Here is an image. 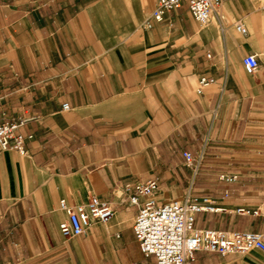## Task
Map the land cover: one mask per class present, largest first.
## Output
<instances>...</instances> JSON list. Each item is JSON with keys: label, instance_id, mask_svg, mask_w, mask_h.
I'll return each mask as SVG.
<instances>
[{"label": "crops", "instance_id": "obj_1", "mask_svg": "<svg viewBox=\"0 0 264 264\" xmlns=\"http://www.w3.org/2000/svg\"><path fill=\"white\" fill-rule=\"evenodd\" d=\"M155 5L0 0V117L23 118L19 130L31 135L25 153L0 154V264H154L132 239L137 207L124 187L181 173L182 167L193 189L220 191L207 193L221 208L216 222L236 223H198L209 214L199 213L196 227L264 230L261 168L223 161L203 165L195 176L182 156L210 141L207 158L236 157L233 143L242 127L246 132L254 125L248 120H264V77L258 70L246 74L241 64L250 53L260 63L264 53V0H222L214 15L218 24L229 15L248 36L240 46L233 37L220 38L224 50L216 39L209 45L194 38L195 20L186 5L166 11L161 22L151 18ZM201 76L214 82L198 94ZM230 176L235 179L227 181ZM161 182L155 198L173 199L160 192ZM92 195L113 203L108 223L94 221L84 235L62 237L59 199L76 204ZM241 207L258 213H238ZM186 264H264V253L200 250Z\"/></svg>", "mask_w": 264, "mask_h": 264}, {"label": "built area", "instance_id": "obj_2", "mask_svg": "<svg viewBox=\"0 0 264 264\" xmlns=\"http://www.w3.org/2000/svg\"><path fill=\"white\" fill-rule=\"evenodd\" d=\"M155 2V8L151 13L153 21L161 22L166 11L186 5L193 19L203 26L217 13L222 0H155ZM235 29L241 34L246 33L242 23H235ZM241 64L248 75H253L259 68L258 57L254 53L246 54ZM213 82V78L201 76L198 79L196 92L201 93ZM67 108L68 104L63 103L62 109ZM23 121V118L10 120L0 117V154L6 150H15L21 154L26 152L25 141L31 138V135L25 136L20 132L19 128ZM182 156L186 166L195 167L197 160L192 152L183 151ZM234 179L235 176L226 178L227 181ZM158 190L157 178L124 187V191L129 193V203L137 207L132 232L139 252L144 257H152L154 264H186L193 260L194 253L200 250L215 252L222 256H242L254 249L264 253V230L195 226L197 214L221 210L210 197H192L188 193L182 199L159 202L155 198ZM140 197L143 199L141 200ZM58 207L65 214V219L58 223L59 233L64 238L84 235L94 221L107 224L114 213L111 201L100 199L95 195L90 196L85 202L76 204H70L66 199L61 198ZM236 211L252 215L258 213L257 209L242 207ZM125 264L142 263L129 260Z\"/></svg>", "mask_w": 264, "mask_h": 264}, {"label": "rangeland", "instance_id": "obj_3", "mask_svg": "<svg viewBox=\"0 0 264 264\" xmlns=\"http://www.w3.org/2000/svg\"><path fill=\"white\" fill-rule=\"evenodd\" d=\"M234 22H235V19L229 15L226 16V18L224 19L221 25L218 24V22L216 21V17H212V19L206 25H203V26L197 24L194 21V38H198L199 41L201 37L206 38L208 39L209 45H211L212 41L216 39L217 43L219 44L218 48L220 50H224V48L226 47H224V45L220 41V38H224L226 40L229 37H233L236 39V42L238 43L237 46H240L241 44L248 42V36L242 35L236 32ZM229 29L232 34H229ZM196 44L197 43L194 42V45H193L194 54L200 55L202 53L200 50L201 48L199 46H196ZM228 48L231 49V52L235 51V49H233V47L231 46H229ZM259 57L261 58V61L259 63V68H258L257 73H260L264 77V53L260 52ZM194 89H195V86H194ZM248 123H251L254 125H250L246 132L243 126L241 129L242 132L238 135V139L236 138L235 143H233L236 146L235 148L237 152L236 157L226 158V159L207 158L205 150L209 146L210 141L208 142L204 141L201 151L194 153L196 160H197L195 167H188V166H185V167L188 168V171H192L193 174L196 176L197 171L203 165H211L213 167H216L218 163L220 162L222 163L224 161L226 165L230 164L232 166H250V167H255V168H261L263 171V174L260 175L259 177H263L262 179H264V120L250 119L248 120ZM185 171H186L185 168L182 167L181 173L179 172L175 175L169 176L163 173L154 175L153 177H156L158 181L162 180L160 184L164 182L165 186L161 187L160 192H170L174 194L173 199H182L188 193H190L192 197L201 198L203 196H208L207 193H212L214 195H217L220 192L216 188L214 190L212 189V190H203V191L193 189L194 185L191 184V182L189 181L190 180L189 175L188 173L186 174ZM174 185L178 187L181 185L183 188L182 189L178 187L174 188ZM215 187L218 188L219 186H215ZM262 192H263L262 196L264 197V191ZM210 198L214 201V204L216 206H219L216 202V199L212 197ZM202 213H209V214L202 215L198 223H203V222L208 221L207 223H210L211 225H217V226L224 227V228L235 227L236 223H227V222L217 223L216 220L220 219L221 216H215V214L220 213V212H202ZM122 239L124 241V235ZM132 239L137 247V250L139 251L137 242L135 241L134 237H132ZM114 246L116 248L115 241H114ZM100 247L102 248L103 251H105L106 246L104 242H100ZM127 252L130 258L134 257L135 248L133 246H131L130 248L128 247Z\"/></svg>", "mask_w": 264, "mask_h": 264}, {"label": "bare ground", "instance_id": "obj_4", "mask_svg": "<svg viewBox=\"0 0 264 264\" xmlns=\"http://www.w3.org/2000/svg\"><path fill=\"white\" fill-rule=\"evenodd\" d=\"M218 11V10H217ZM246 31H247V29H246Z\"/></svg>", "mask_w": 264, "mask_h": 264}]
</instances>
